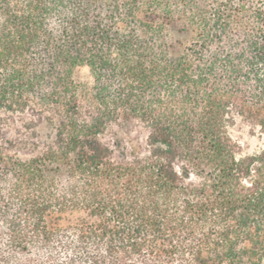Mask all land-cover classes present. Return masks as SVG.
Instances as JSON below:
<instances>
[{"label": "trees", "instance_id": "trees-1", "mask_svg": "<svg viewBox=\"0 0 264 264\" xmlns=\"http://www.w3.org/2000/svg\"><path fill=\"white\" fill-rule=\"evenodd\" d=\"M1 111L0 264H264V0H0Z\"/></svg>", "mask_w": 264, "mask_h": 264}, {"label": "rangeland", "instance_id": "rangeland-1", "mask_svg": "<svg viewBox=\"0 0 264 264\" xmlns=\"http://www.w3.org/2000/svg\"><path fill=\"white\" fill-rule=\"evenodd\" d=\"M76 79L85 88L91 87L93 84V77L90 69L87 66L78 68L75 73ZM37 122L42 124V119L31 111L24 113H11V112H0V146L5 144L8 139H12L16 142L20 141H40L33 139V141L26 135L27 129L26 124L29 122ZM230 131L242 148L243 154H251L264 149V132L254 122L242 119L236 116L235 124L230 127ZM147 131L138 124L124 126L120 128H114L111 134H108L107 141L110 143L119 139L123 142V145L129 150L132 144L139 143L142 150H145L147 143ZM30 152L29 149L19 151L20 155L25 156ZM116 155H119V151L116 150Z\"/></svg>", "mask_w": 264, "mask_h": 264}]
</instances>
